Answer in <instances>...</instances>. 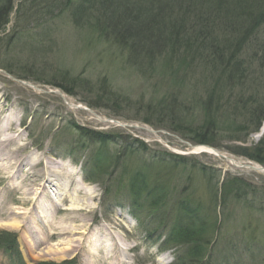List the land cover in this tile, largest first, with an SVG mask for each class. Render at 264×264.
Listing matches in <instances>:
<instances>
[{"label": "rangeland", "instance_id": "374dc122", "mask_svg": "<svg viewBox=\"0 0 264 264\" xmlns=\"http://www.w3.org/2000/svg\"><path fill=\"white\" fill-rule=\"evenodd\" d=\"M18 1L22 0H16L10 14V23L3 32H0V125H6L9 120H14L12 127L3 131L1 137H14L18 142L12 144L8 150L0 149V229L19 234L20 249L25 263L39 264L74 259L76 264H160L169 253L164 264L168 262L186 264L184 260L180 262L175 260L178 255L186 254V246L176 247L172 243L162 242L170 230V223L173 222L170 216L164 218V224L168 222L165 230L150 233L155 225L149 229L134 219L125 192L124 195H119L122 202V206H119L114 201L109 203L101 182L85 180L86 168L84 161L80 159L87 154L86 151H75L74 156L78 158L80 164L72 159L73 155L70 153L79 137L77 127L70 124L76 122L91 129L120 132L126 136V140L121 144L109 146L112 152L121 154L120 166L115 170V176L123 169L124 164L134 167L142 158L144 162L145 158L138 156V153H131V145H127L135 138L145 142L150 151L167 150L186 155L190 161L208 165L211 171H214L209 175L211 178L203 173L195 174V184L196 188L198 187L196 197L186 195L191 200L196 199L204 204L210 212L209 221L215 223L217 228L216 232L213 231L214 226L203 231L212 241L209 243V257H214L218 264H264V250L258 249V244L264 246V164L249 159L242 153L246 151L245 149L250 151L254 149L264 138L262 110L255 111L253 116L255 119L260 116L256 119V124H260L257 130L253 125L243 127L241 117L242 114H253L254 109L251 108L256 105L257 99L264 100L259 98L261 95L254 99L250 98V94L254 92L248 89L250 88L248 83L253 82L252 76L248 74V79L244 82L242 79L235 80L236 82L232 84L234 89L225 94L223 100L225 105L216 107V113L221 112L218 117L223 120V125L218 129H212L209 139L213 145H209L219 150L224 158L209 152L205 146L202 147L203 145H193L186 139L188 136L185 138L184 134L166 128L155 119L152 120L153 124L145 121L151 98H162L164 95L165 98L167 95L171 97L175 93L176 99L189 100L193 93L198 92L199 104L192 103L184 119L185 125L192 128L198 126L204 118L203 103L207 96L201 75V82L198 78L189 76L191 83L184 84L182 91L174 87L175 82L179 81L174 80V76L171 83L167 80L165 84L161 81L159 85L161 79L150 77L148 72L150 69L139 71L130 66L128 54L124 50L98 37L97 33L88 28L77 27L70 12L64 11L49 17L47 15L46 19L41 21L34 14L36 13L34 7L43 6V0L31 2L33 8L22 10L20 14L15 11L18 8ZM261 5H264L263 1ZM263 8L264 6H257V11L254 12L257 14L255 20L260 19L258 33L264 29V20L262 21L257 13ZM37 10L41 11L40 8ZM196 26L197 23L193 27ZM212 30L216 32L215 36L224 39L223 30L229 34L228 32L234 31V28L222 23L217 29L210 28L213 34ZM248 49L242 51L241 48L239 54L244 55L246 59L252 56L254 69L258 70L257 64L263 59L259 57L264 56L262 50L264 45L261 49L251 47ZM221 51V47L217 50L209 44L205 49H201L206 56L215 52L223 55ZM207 62L210 64L208 60ZM218 66L219 64L215 65L213 69ZM8 67L14 72L11 73L12 70ZM106 79L110 84L109 90L105 93L101 83ZM22 80L30 82L35 87L23 83ZM259 85L257 89L264 95V82ZM60 92L66 94L67 98ZM71 99H75L77 104L89 107L92 104L94 108H91L101 117L117 118L123 123L135 126L122 127L99 120L90 110L74 108L67 104ZM238 100H242V103L239 104ZM254 100L255 102H252ZM178 102L182 103L180 100ZM224 109L227 111H223ZM190 113L193 115L190 116ZM239 125L241 127L237 128ZM127 146L129 147L126 148ZM16 149L18 151L14 153ZM37 158L38 161L42 160V163L33 168V174L39 173L35 174V179L31 183L33 189L31 187L27 189L33 177H27V171L30 169L26 167L28 164L30 168L33 167ZM231 158L238 164L252 162L262 169L236 165ZM46 165L55 170L51 184L53 188H50L48 196L55 198L53 195L56 193V200L59 199L61 188L64 186L68 187L70 192L68 197L64 195L61 198L60 210L55 212L49 208L45 209L44 214H40L30 208L35 204V192L44 180L45 175L41 173ZM235 176L241 181L240 199L233 198L234 195L230 194L227 200H222L225 199L224 183L231 193L236 190V184L232 183ZM80 177L83 181L78 183ZM213 184L218 186V193L215 192ZM252 186L256 187L257 198L261 201L263 199L259 203L261 205L259 208L255 204L251 205L250 199H253L254 194L251 192L245 194ZM74 194H77L76 200ZM215 194L218 198L217 204L213 199ZM14 207H20L22 213L15 214L12 211ZM69 207L72 209H68ZM216 208L217 220L213 221ZM152 218L158 219L159 216L149 213L147 222ZM51 225L72 228L73 225L76 228L84 226L82 230L94 235L97 229L103 231L102 228L109 226L112 233L117 236L121 248L110 255L100 251L102 259L88 260L86 233L80 235L73 231L71 237L75 240L73 243L68 241L70 237L59 243L57 237H46V226ZM251 227L254 228L255 234L248 238ZM256 250L260 252L261 260H250V255ZM119 257L122 260H118ZM206 258L204 260H207ZM183 259L189 260L188 256ZM0 264L20 262L12 260L7 253L0 251Z\"/></svg>", "mask_w": 264, "mask_h": 264}, {"label": "trees", "instance_id": "16d2710c", "mask_svg": "<svg viewBox=\"0 0 264 264\" xmlns=\"http://www.w3.org/2000/svg\"><path fill=\"white\" fill-rule=\"evenodd\" d=\"M262 1L264 2V0H205L204 3V0H43V6L34 7L36 8L34 14L42 21L47 15L49 17L64 11L70 12L72 21L77 27L88 28L97 33L98 37L124 50L128 54V64L138 70L150 69L148 71L150 77L161 79L159 85L161 81L164 84L167 80L171 83L174 76V80H179L175 82L174 87L182 91L184 84L191 83L189 76L198 78L201 82V75L207 96L203 103L204 118L198 126L192 128L184 124L188 107L192 103L199 104L198 92L193 93L189 100L176 99L174 91H171L174 93L171 97L167 95L165 98L164 95L162 98H151L145 121L152 123L155 119L166 128L184 134L185 138L188 136L189 138L186 139L193 144L213 145L209 139L212 129H218L223 125V120L218 117L221 112L216 113V107L225 105L223 102L225 94L234 89L232 84L236 82L235 80L242 79L244 82L248 79V74L251 75L253 82L248 83L250 87L248 89L253 90L255 94L251 93L250 98L254 99L258 95H261L259 98H264L262 92L257 89L258 86L260 87L259 84L264 82V56L259 57L263 59L257 64L258 71L254 69V63L252 64V56L246 59L244 55L239 54L241 48L242 51L249 50L248 47L257 50L264 45V29L260 33L257 32L260 19L256 21L257 14H254L257 6H264L261 5ZM31 2L36 3L35 0L18 1L16 13L20 14L22 10L33 8ZM15 5L16 0H0V32H3L10 23V14ZM38 8L41 11L37 10ZM257 13L263 21L264 8ZM195 23L197 26L193 27ZM222 23L234 28V31L228 32L229 34L223 30L224 39L215 36L214 30H212L213 34L210 32V28L217 29ZM217 39L223 43L221 44ZM208 44L217 50L221 47L223 55L219 52L210 56L204 55L201 49H205ZM261 53L263 55V52ZM217 64L219 66L213 69ZM8 69L12 70L9 67ZM13 72L12 70L11 73ZM109 84L107 79L101 83L105 93L109 90ZM238 102L241 104L242 100ZM90 106L94 108L92 104ZM251 109H254L252 115L241 116L243 127L253 125L257 130L260 124H256V119L260 116L256 119L253 116L255 111L264 112V100L257 99L256 105ZM192 115L193 113H190V116ZM70 124L77 127L79 134L70 153L76 161H79L74 156L75 151H86L87 154L80 159L84 161L86 179L90 182H101L109 203L113 201L117 204L121 203L119 195L126 194L131 212L140 224L148 228L155 225L150 233L160 229L165 230L168 222L164 224V218L170 216L173 222L170 223V230L167 231L166 242L176 247L183 245L187 247L186 254L178 255L177 261L184 260L186 264H218L214 257H209V243L212 241L203 233L208 227L214 226L213 231L217 230L215 223L209 221L210 212L199 200H191L186 195L191 194L192 198L196 197L198 187L196 188L195 184V174L203 173L210 177L209 175L214 173L208 165L190 161L186 155L167 150L150 151L145 142L135 138L127 145H131V153H138V156L144 157V162L142 158L134 167L124 164L123 169L115 176V170L120 166L121 154L112 152L109 146L121 144L126 140V136L120 132L91 129L76 122ZM240 127L239 125L237 128ZM245 150L242 151L245 157L264 164V138L251 151ZM237 178V176L233 178L232 183L237 186L233 193L226 188V183L223 184L225 199L222 200H227L230 194L234 195L233 198L240 199L242 188L239 184L241 181H238L240 178ZM213 186L217 192L218 186L214 184ZM251 188L245 194L253 193V199H250L251 205L255 204L259 208L261 206L259 203L263 199L261 201L257 198L255 186ZM216 194L213 196L216 200L215 204L218 199L215 197ZM214 210L213 221L217 220V208ZM149 213H155L159 218H152L147 222ZM250 229L248 238L255 234L254 228ZM258 246L259 250H264L263 244ZM0 251L9 254L12 260L26 264L23 261L17 232L0 229ZM185 256H188L189 260L183 259ZM258 257L256 254L253 260H258ZM205 258L207 260H204ZM39 264H76V260Z\"/></svg>", "mask_w": 264, "mask_h": 264}, {"label": "bare ground", "instance_id": "6f19581e", "mask_svg": "<svg viewBox=\"0 0 264 264\" xmlns=\"http://www.w3.org/2000/svg\"><path fill=\"white\" fill-rule=\"evenodd\" d=\"M60 93H62L67 98L66 94H64L63 92H60ZM13 123H14V120H12V121L9 120L6 123V125H0V149L1 150H8L11 148L12 144H14V143L18 144L17 139L14 137H8V136L1 137L2 132L10 129L12 127ZM122 127H126V124L124 123V126H122ZM202 147H204V146H202ZM204 148H206L209 152L217 155V153L213 149L207 148V147H204ZM17 151L18 150L16 149L14 151V153H16ZM220 156L225 158L224 155H220ZM40 162L42 163V160L38 161V158H37V161L33 167L30 168L29 164L26 167L27 169H30L32 171V172H29L30 170L27 171V177H33L32 182H30L27 189H29V187L32 188L31 183H33V181L35 179L34 176L36 173H39V172H34V174H33V168H35V166H37ZM22 165H23V163H21V168H23ZM41 174L45 175V177H44V180H43L41 186L38 188L37 192H35L36 195L34 194L35 195L34 196L35 204L33 205L32 208H30V210L35 211V212L40 213V214H44L46 212L45 209L50 208V210L56 212V211L61 209V203H62L61 198H63L64 195L65 196L67 195V197H68L70 191H69L68 187L65 188V186H64L63 188H61L59 199L56 200V198H57L55 195L56 193L53 195V196H55V198L49 197L48 193L50 191V188L51 189L53 188L51 186V184L53 183V180L55 177V170L52 169L51 167H49V165H48V167L46 165V167L43 168V172ZM82 181L83 180L81 178L78 180V183H81ZM55 184H54V186H55ZM27 193H29V191ZM71 196H70V198H71ZM76 196H77V194H74V200H76ZM68 209H72V208L69 207ZM12 211L15 214L16 213H22L20 207H14ZM48 226H46V229H47L46 237H48V238L53 237V236L57 237L59 239L58 240L59 243L63 242L65 239H67L69 237L70 238L68 239V241L73 243L75 241L73 238H71L72 235L74 234L73 231L75 233H79L80 235H84L86 233V230H82V228H84V226L83 227L79 226L78 228H76L74 225H73V228L67 227L64 225L63 226L51 225L50 227H48ZM75 228L78 230H76ZM102 229H103V231L100 228L97 229V231H95V232H97L96 235H94L92 233H88V234L86 233L85 240H86L87 246L89 248V250H88L89 257H87L88 260H100V259H102L101 258L102 255L100 254V251H102L103 254L110 255L115 250L119 251V249L121 248L120 243L118 241V238H117V236L114 235L115 233H112L111 228L109 226H106L105 228H102ZM59 243H57V244H59ZM122 250H124V249H122ZM168 255H169V253H167L165 255L164 259L161 260L160 264H164L163 262L166 261ZM122 258H123V255H122ZM122 258L119 257L118 260H122Z\"/></svg>", "mask_w": 264, "mask_h": 264}, {"label": "water", "instance_id": "95a60500", "mask_svg": "<svg viewBox=\"0 0 264 264\" xmlns=\"http://www.w3.org/2000/svg\"><path fill=\"white\" fill-rule=\"evenodd\" d=\"M22 82L25 83V84H27V85H31V86L35 87V85L31 84L30 82H26V81H23V80H22ZM72 100H73V101H71V102H68V101H67V104H69L70 106H72V107H74V108L87 109V110H90L92 113L97 114L95 110H93V109H91V108H88V107H85V106L82 105V104H76V103H75V101H76L75 99H72ZM99 118H100V117H99ZM102 120L112 121V122H115L116 124L124 125V124H122L119 120L114 119V118H110V117H106L105 119H102ZM126 126H135V125H134V124L127 123ZM207 147H210V146H207ZM210 148L213 149V150H214L215 152H217L218 154L222 155V153H221L220 151H218L217 149L212 148V147H210ZM231 159L233 160V162H234L235 164H237V165H239V166H251L252 168L257 169V170L262 169V167L257 166V165H255V164H253L252 162H244L245 164H238V163L235 161V159H233V158H231Z\"/></svg>", "mask_w": 264, "mask_h": 264}]
</instances>
